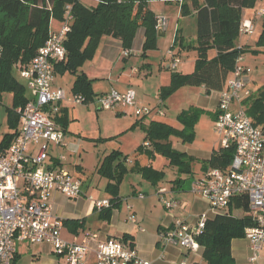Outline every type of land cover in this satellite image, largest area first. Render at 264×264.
<instances>
[{
  "label": "trees",
  "instance_id": "1",
  "mask_svg": "<svg viewBox=\"0 0 264 264\" xmlns=\"http://www.w3.org/2000/svg\"><path fill=\"white\" fill-rule=\"evenodd\" d=\"M96 1L95 6H89L82 0H0V102L4 93L12 95V104L6 108L8 131L0 136V153L10 146L17 135L19 116L16 109L23 106L29 98L27 85L20 76L17 77V71L28 66L50 32L60 28L66 19L67 7L72 16L71 29L65 41L67 54L65 60L54 64V76L66 72L75 75L71 91L81 94L88 102L94 96L92 80L88 79L80 67L93 59L103 36L118 39L121 47L129 52L127 50L132 47L137 29L143 27V55L156 48L157 15L149 8L148 3L158 0ZM254 4L255 0H182L181 15L194 13L196 39L186 42L176 34L173 47H177L179 52L194 50L197 54L194 68L190 73L173 71L169 83L160 87L158 100L164 102L182 86H203L205 93L220 92L226 89V82L239 56L264 53V16L260 17V29L254 45L238 46L241 35L239 26L245 17L244 10L253 8ZM211 49L215 51L213 56L209 55ZM241 105L252 123L264 133V87H259L256 91L251 89V94L242 100ZM59 111L62 112L61 116L58 113L53 118L66 133L67 115L65 109ZM201 112L200 108L191 106L178 113L176 119L182 125L180 128L161 120H152L148 125H143L142 118L131 125V128L140 126L146 133L136 153L146 155L149 160H154L155 155L167 160L168 166L177 175L170 181L173 187L176 184V189H183L184 183L192 176L195 158L174 148L170 137L192 142L195 138L194 121ZM216 115L215 111L213 120ZM234 152L233 144L227 147L220 145L202 163L205 167L225 170L231 164ZM128 157L120 150L113 149L103 156L97 166V173L107 179L104 191L110 196L109 207L101 210L94 208L102 220H108L113 209L121 202L119 188L128 173L138 172L153 185L164 181L166 173L163 169H156L151 162L141 165L137 159L128 167ZM183 174L189 177L181 178ZM242 208L247 209L248 213L241 216L232 213L233 210ZM62 221L64 226H74V233L83 225V219L81 223L75 219ZM254 225L246 195L233 198L227 211L216 212L213 217H207L202 233L196 237L202 264H237L232 256L231 242L233 239L244 238L245 228ZM121 240L134 246L131 235L122 234Z\"/></svg>",
  "mask_w": 264,
  "mask_h": 264
},
{
  "label": "built area",
  "instance_id": "2",
  "mask_svg": "<svg viewBox=\"0 0 264 264\" xmlns=\"http://www.w3.org/2000/svg\"><path fill=\"white\" fill-rule=\"evenodd\" d=\"M259 14L264 16V9ZM65 17L60 28L50 32L29 65L19 71L20 78L27 85L29 98L16 109L19 116L17 135L0 153V264H13L20 242L51 246L53 252L63 259V264H85L93 241L97 264H151L139 256L134 246L118 238L100 239L97 232H88L79 239H64L61 233L63 221L53 212L50 199L54 191L68 198H77L82 193L80 179L61 164L65 155H58L57 167L49 163L51 146L67 147L66 134L53 116L59 113L64 101L88 103L81 94H67L62 88H52L54 64L65 60L67 54L65 41L72 21L69 7ZM167 22L164 15H157L155 29H164ZM253 31L252 20L243 19L239 33L250 35ZM178 62L179 59L174 58L172 67L175 68ZM251 73L243 56H239L226 89L220 91L216 108L214 131L220 144L235 147L231 164L225 170L208 168L192 182L189 191L201 197L214 212L227 211L233 198L247 196L255 225L245 228L244 238L249 241L252 251L249 260L254 261L259 258L264 243V133L252 123L241 105L242 100L251 94L248 86ZM91 101L102 109H131L138 118L152 111L159 116L165 115L160 99L154 108L139 106L133 88L123 92L112 89L94 96ZM166 193L165 187L157 189L161 203L169 209L178 207V199L168 197ZM136 196L144 198L140 192ZM109 206L108 198L93 201L96 210ZM128 209L129 221L137 222L131 206ZM206 218V214L200 215L194 225L182 219L174 221L168 229L160 232V243L163 246L180 245L189 252L198 251L200 246L196 237L202 233ZM180 264L187 263L181 261Z\"/></svg>",
  "mask_w": 264,
  "mask_h": 264
},
{
  "label": "crops",
  "instance_id": "3",
  "mask_svg": "<svg viewBox=\"0 0 264 264\" xmlns=\"http://www.w3.org/2000/svg\"><path fill=\"white\" fill-rule=\"evenodd\" d=\"M181 1L182 0H170V1L158 0V1H150L148 3V6L152 11L153 9L151 5H153L156 2L164 3L165 10H163L162 12L167 16L168 22H167V26L164 29L158 31L157 49L153 51H148L145 55H142L144 28L139 27L137 29L133 40L132 48L138 52L136 55L137 57H139L138 60L136 59L135 56L131 55L132 54L131 49L129 52H126L125 49L121 47L120 41L118 39H115L110 36H103L101 38L98 48L96 50V53L99 51L98 57H100L99 59L100 66L97 67L98 57L95 58L96 55L95 53L92 60L85 62L80 67V70H82L86 74L88 79L92 80L91 88L94 96L108 92L112 89L117 90L119 92H123L128 88H133L136 93V99L138 105L144 106L143 104H147L144 100L149 99V96H151V94L154 93V91H150L149 89V84H153L154 82L157 90L156 95L154 96L155 99L154 104L156 105L158 103V93H159L158 90L160 89L161 86L169 83V79L173 71H179L181 73H190L193 71L194 61L197 55L194 50H190V51L180 50L179 52L178 48H176V50L168 49L167 51L169 42L171 40L173 41L176 34L183 37V40H185L186 42L194 41L196 39V20L194 13L188 16H182L180 12ZM83 2L89 6H95L97 4L96 0H83ZM170 10H172V13H170ZM154 14L157 15L155 12ZM244 14H245L244 19H251L253 22V19L255 17L252 18L250 16V13L246 11V9ZM256 19H259V17H257ZM258 33H259V27L255 33L256 36L258 35ZM255 34L250 36L247 35L248 39L246 40H243L242 37L244 36H241L242 40L241 42L240 41L238 42V46L248 45V44L254 45V42L256 40L255 39L256 37L254 38ZM162 40H165L163 42L165 43V51H162V58L160 59V63L157 65L158 72L156 74V78L154 80H151L153 79L152 66L154 65V63L151 60L152 58H155L156 54L158 53L157 51L160 50ZM101 46L102 48H100ZM252 48H254V46ZM214 54L215 51L211 49L209 51V55L213 56ZM174 58L179 59V62L175 68L172 67ZM181 64H182V69H178V67ZM114 70H116L118 74L114 75L113 74ZM68 74L71 77L70 78L71 85L69 89L63 87L64 84L56 83L55 80L57 74H55L54 76V80L52 82V88L53 89L62 88L67 94L71 93L72 92L71 88L75 80V75L67 72L64 73V75H68ZM16 75L17 77H19V71H17ZM111 79L113 80L112 82H110ZM254 79H255L254 76H250L248 78V86L251 88L254 85L252 84V81ZM105 80L108 81L107 82L108 84L105 83L104 85ZM194 87L196 88L195 91L197 92L195 93L199 97V102H200V105H197L198 108L201 107L210 110L209 112H211V117L213 120L212 115L216 111L220 92L211 91L210 93H205V89L203 86H194ZM5 103L6 104L3 105V99H1L0 104L4 107L5 122L7 124L6 108L10 107L12 104L11 94L8 95V101ZM86 104L88 105L87 108H90L91 105L93 107H99L96 104H94L92 101H89ZM75 105L78 104H72L66 101L60 104V110L65 109V114L67 115V119L69 121L73 119L77 120V118L74 115L72 114L70 115V107ZM163 106L165 107V110H167V103H165V101L163 102ZM115 109L117 111V114L119 115L125 114L126 111L131 113V109H123V108H115ZM61 114L62 112L59 111L60 116ZM164 116H166V113ZM140 118H142L141 123L143 125H148L150 121L154 120L152 118H151L152 120H146L145 116H140L139 118L135 117L134 119H131V121L133 120L131 125L134 122L138 121V119ZM161 121L168 123L174 127L180 128L179 125L176 124L174 125L164 120ZM213 121L215 122V120ZM78 136H80L79 132L75 134L73 127H70V125H66L67 147L62 148V147L51 146L49 150V154H50L49 163L57 167L58 166L57 157L60 154L56 152L60 151L61 149H64V151L68 154V156L61 163L62 166L65 169H67L74 177L79 178L82 183V193L77 198H68L58 191H54L51 195L50 201L52 204L53 212L56 215H58L62 220L75 219V220H79V223H81L83 219V225L77 229L76 233L73 232L74 226L63 225L61 229L62 237L66 240H73L74 238H78V239L81 238L84 234L88 232H97L100 239H115V238L121 239L122 234H128L133 236L134 247L136 248L139 256L150 261L151 264H180L181 261H185L187 264H202L201 254H200L201 252L199 250L193 253L187 251L180 245L167 244L163 246V244H161L159 241V234L161 231L166 230L171 226L176 216L183 218L187 222L190 221L189 219L192 218L194 219L193 222L195 223L200 215L206 214L207 217H213L216 212L210 210V208L205 207L204 205L206 204V202L201 197L194 196L193 194H191L189 192V189L186 191V189H184L185 188L184 186L183 189H176V184L173 187V184L170 181H172L175 178V176L173 177V175H171L170 181L168 180L170 184L167 183L168 181L167 182L161 181L157 184V189L160 187H165L167 189L168 194L167 193L166 194L168 197H172L176 199L179 198L178 199L179 206L176 208L177 212L173 213L175 217H170L168 215L167 216L163 215V217H161L160 222L156 226L154 233L151 234L144 233L145 230L142 224L147 222V218H148L147 212L142 217L140 213L132 209L138 219L137 222L135 223L130 222L127 216L126 217L121 216V213L124 212L126 208H128V206H131L130 204L123 202V200H121L119 205L115 209H113L111 216L108 220L100 219L98 217V213L94 211L93 201L110 197L104 191V186L107 183V179L99 176L97 180L98 183L96 185V188H94L90 185L91 183L88 180L86 179L83 180L79 177V175H77L78 171L83 170L81 164V160H82L81 148H83L84 145L83 140H79V139L78 141L76 140ZM170 142L173 145V141L171 140V138H170ZM173 147L176 148L174 145ZM33 149H36V147H33ZM212 150L209 151V154L204 158V160L210 157ZM182 152H186V151H182ZM187 154L190 155V153ZM104 155L105 154L99 155L97 159V163L94 168L95 172L97 166L100 164L101 159L103 158ZM142 155L144 156V160L142 161L143 163L141 162V159L143 157L140 158ZM73 156L77 158L75 160V163H71L69 161V159ZM160 158L162 161H166V162H162V161L160 162L159 160ZM134 159H137L141 165H146L151 162L156 169H162L163 168L162 166H166L169 169L171 168L168 166L167 160H165L159 155H155L154 160H149L146 157V155L138 154V153H135L133 157L129 156V158L126 160V164L128 167L132 166ZM198 165H200L201 171L200 173H195L194 164L192 163L193 174L189 178L190 185L195 179L201 177L204 174V172L209 168V167H205L203 163H200ZM185 177H189V175L183 174L181 176V178H185ZM136 192L139 193V190L135 185H132L131 194L135 195ZM159 196L160 195H157L158 199ZM138 216H140L141 218H139ZM241 239L244 240V238ZM241 239H233L231 242L232 256L237 262V264H264V260L251 261L248 259L249 256L247 257L246 260L245 250L243 248V245L239 242L241 241ZM145 241L147 242V244L150 241V245L145 246L144 245ZM262 246H263L262 249H264V243ZM91 247L92 250L88 252L85 258V264H97L95 255L93 253L95 247L94 241L91 242ZM189 256L192 257V260L185 259ZM13 264H63V259L60 256L56 255L53 252L51 246L47 244L20 242L19 246L17 247V252Z\"/></svg>",
  "mask_w": 264,
  "mask_h": 264
},
{
  "label": "rangeland",
  "instance_id": "4",
  "mask_svg": "<svg viewBox=\"0 0 264 264\" xmlns=\"http://www.w3.org/2000/svg\"><path fill=\"white\" fill-rule=\"evenodd\" d=\"M151 7L153 9V12H155L157 15H164L167 18V16L162 12L163 10H165L164 3L156 2L153 5H151ZM263 9H264V0H255L254 7L246 9V11L250 13V16L252 18L255 17L253 19L254 31L250 35H254L256 33L260 24L259 23L260 17H262L259 13L260 10ZM170 13H172V10H170ZM256 16L259 17V19H256L257 18ZM245 35L247 36V34H241L238 40L241 42L242 38L243 40H246L248 39V36H250L248 35L246 37ZM241 36L244 37L241 38ZM257 36L255 34L254 38L256 37L255 39H257ZM165 40L161 41L160 50L157 51L158 53L156 54L155 58H152L151 60L154 63V65L152 66L153 79L151 80H154L156 78V74L158 72L157 65L160 63V59L162 58V51H165V43H163ZM173 44H174V39L173 41L171 40L169 42L167 51L168 49L176 50L177 47L174 48ZM100 48H102V46ZM156 49H157V42H156V48L151 49L149 51H153ZM131 53H132L131 55L135 56L137 60L139 59V57L136 56L138 52L134 50L132 47H131ZM98 54L99 51L96 53L95 58L99 56ZM99 59L100 57H98L97 59V67L100 66ZM243 61L245 64L249 65L252 68V73L250 76H254L255 78L252 81V84L254 85L252 86V88L251 87L250 88L253 91H256V89H258L259 87H264V53H260L258 55H252L250 53H247L243 56ZM178 69H182V64L178 67ZM113 74L116 75L118 73L116 72V70H114ZM63 75L64 73L63 74L58 73L56 75L55 81L56 83L64 84L63 87L69 89L71 85L70 84L71 77L69 74L64 76ZM112 81L113 80L111 79L110 82ZM107 82L108 81L105 80L104 85ZM149 89L150 91H154V93L151 94V96H149V99L144 100L147 104H143V105L145 108L151 109L156 106L154 104L155 101L154 96L156 95L157 90L154 82L153 84H149ZM195 90L196 88L194 86H182L178 88L165 100V103H167V110H165L166 116L161 117L157 113H154L155 111H152L149 115L146 116V120H152V119L164 120L171 124L174 125L176 124L182 127V125L177 121V119H175V117L181 111L188 110L191 107V105L193 106L200 105L199 97L196 95L195 92L197 91ZM8 95L10 94L9 93L3 94V98H2L3 105L6 104L5 102L8 101ZM87 106H88L87 104H78L75 106H71L70 115L71 114L74 115L77 118V120L74 119L70 121L68 120L67 125L73 127L75 134L79 132L80 136H78L76 140L78 141L79 139V140H83L84 142L83 148H81V157H82L81 164L83 170L78 171L77 175H79V177L83 180L84 179L88 180L91 183L90 185L96 188V185L98 183L97 180L100 175L97 173V171L96 172L94 171V168L97 163V159L99 155L100 154L106 155L109 152H111L113 149H119L122 152H124V154L133 157L136 153L137 147L140 145V143L144 141V137L146 133L145 131H143V129L140 126L131 128V123L133 122V120L131 121V119L137 117L132 113V111L131 113L126 111L125 114L119 115L117 114L116 109H101L99 107H93L92 105L90 106V108H87ZM200 109L202 110V112L197 116L193 125L195 131V138L193 139L192 142H183L182 139L177 138L175 136L170 137L171 140L173 141V145L177 149L186 151L187 153H190V155H193L195 157V160L193 161L195 173H200L201 167L198 164L202 163V160H204V158L209 154V151H211L212 148L213 149L219 148L221 145L218 135L214 131V121L212 120L211 112H209L210 110L201 107ZM192 113H195V111H192ZM5 131H7V124L5 122V111H4V107L0 104V135H2V133ZM56 153L63 154L66 157L68 156V154L64 151V149H61ZM140 158H142L141 159L142 162L144 160V156L142 155ZM76 159L77 158L73 156L69 159V161L71 163H75ZM159 160L160 162L162 161L161 158ZM162 162H166V161H162ZM162 167H163L162 169L166 173L164 182H167L168 180L170 181L171 175H173V177L177 176L175 171H173L174 170L173 168L169 169L166 166H162ZM127 175L125 176L122 184L120 185L119 194H121L123 202H126L131 205L132 212L133 210H135L136 212L140 213L142 217L147 212V216H148L147 222L142 224L145 230L144 233L146 234L154 233L156 226L160 222L161 217H163V215L175 217L173 213L177 212L176 210L177 207H174V209L166 208L157 198V185H153L151 182L143 178V176L140 173L131 172L130 174ZM169 181L167 182L168 184H170ZM189 183H190L189 179L184 183V187H185L184 189H186V191L189 189L190 186ZM132 185H135L137 187L139 192L143 194L144 198H139L134 194L133 195L131 194ZM194 196L196 195L194 194ZM204 206L209 208L207 204H205ZM243 213H248L247 209L245 210L242 208L239 210L238 209L233 210V214H235L236 216L242 215ZM129 214L130 211L128 208H126V210L121 213V216L128 217ZM138 217L141 218L140 216ZM178 219L184 220L183 218L176 216L173 222ZM189 220L190 221H188V224L194 225L193 222L194 219L191 218ZM239 242L243 245L246 255L245 258L247 260V257L248 256L250 257L252 254V251L249 246V241L244 238V240L241 239V241ZM144 245L145 246L150 245V241L148 242V244L145 241ZM262 247L260 250L259 258L257 260H264V249H262ZM185 259L192 260V257L189 256Z\"/></svg>",
  "mask_w": 264,
  "mask_h": 264
},
{
  "label": "bare ground",
  "instance_id": "5",
  "mask_svg": "<svg viewBox=\"0 0 264 264\" xmlns=\"http://www.w3.org/2000/svg\"><path fill=\"white\" fill-rule=\"evenodd\" d=\"M174 60V59H173ZM246 65V64H245ZM246 66H248V65H246ZM249 68H251L250 66H248ZM251 70H252V68H251Z\"/></svg>",
  "mask_w": 264,
  "mask_h": 264
}]
</instances>
